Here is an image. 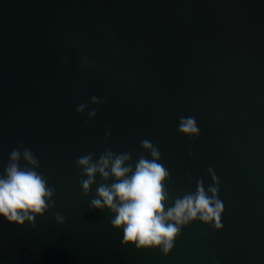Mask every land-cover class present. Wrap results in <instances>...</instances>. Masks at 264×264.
Instances as JSON below:
<instances>
[{
    "label": "water",
    "instance_id": "95a60500",
    "mask_svg": "<svg viewBox=\"0 0 264 264\" xmlns=\"http://www.w3.org/2000/svg\"><path fill=\"white\" fill-rule=\"evenodd\" d=\"M143 139L170 173L166 206L214 170L222 230L194 221L166 257L122 244L75 161L110 148L134 166ZM20 144L56 207L35 228L0 217V264H264V0H0V174Z\"/></svg>",
    "mask_w": 264,
    "mask_h": 264
},
{
    "label": "clouds",
    "instance_id": "9594fccd",
    "mask_svg": "<svg viewBox=\"0 0 264 264\" xmlns=\"http://www.w3.org/2000/svg\"><path fill=\"white\" fill-rule=\"evenodd\" d=\"M84 60L88 61V57ZM90 103L99 105L106 100L92 96ZM87 109L88 103H81L76 112L83 114ZM96 115L95 108L87 111L89 120ZM177 131L189 140L200 135L193 116H180ZM108 136L110 131L105 133L106 139ZM141 148L150 154L151 159L141 153L134 166L132 153H116L110 148L98 157L88 153L75 161L81 176L86 177L80 180L84 197L91 194L97 175L101 178L90 206L101 211L107 209L113 214L110 223L114 229L122 230V244L134 245L137 250L159 249L166 257L173 250L182 229L194 221L216 231L222 230L221 217L225 208L219 198L220 182L214 170L211 167L207 170L212 179L207 188L203 179H198L195 192L176 198L171 206H166L169 194L165 182L169 180L170 173L160 162L161 152L148 139L141 141ZM194 155L189 152V156ZM39 168L37 156L23 144L9 153L8 163L0 174V217L10 224L23 226L27 222L35 228L36 217H42L56 207L55 188L48 185ZM55 220L58 224L64 223V217L59 213H56Z\"/></svg>",
    "mask_w": 264,
    "mask_h": 264
}]
</instances>
